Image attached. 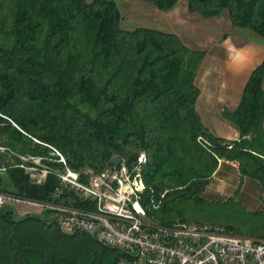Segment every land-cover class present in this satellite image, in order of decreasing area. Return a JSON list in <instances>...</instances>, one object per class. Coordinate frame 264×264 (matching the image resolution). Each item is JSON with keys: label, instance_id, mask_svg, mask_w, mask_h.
<instances>
[{"label": "trees", "instance_id": "trees-1", "mask_svg": "<svg viewBox=\"0 0 264 264\" xmlns=\"http://www.w3.org/2000/svg\"><path fill=\"white\" fill-rule=\"evenodd\" d=\"M137 1L168 11L179 0ZM184 1L189 14L202 18L225 11L232 28L264 43V0ZM119 21L111 0H0V192L48 198L54 176L35 186L14 167L16 156L30 155L59 169L44 145L74 171L98 172L113 155L131 166L143 151L144 198L165 192L159 207L146 213L163 225L187 221L189 206L206 202L202 194L218 160L235 161L240 176L264 188V58L227 115L238 140L226 141L214 137L195 110L194 79L204 52L172 33L121 30ZM63 239L88 241V252L100 246L106 263L119 257L88 235L65 236L52 221L0 209V264H75L59 248Z\"/></svg>", "mask_w": 264, "mask_h": 264}, {"label": "built area", "instance_id": "built-area-1", "mask_svg": "<svg viewBox=\"0 0 264 264\" xmlns=\"http://www.w3.org/2000/svg\"><path fill=\"white\" fill-rule=\"evenodd\" d=\"M44 146L57 158L54 162L61 165L59 169L49 168L40 157L30 155L16 156L14 167L35 186L54 176L48 198L36 200L0 192V209L10 207L16 218L36 216L52 221L65 236L88 235L118 253L115 264H264V239L240 237L220 225L190 221L163 225L148 217L146 207L157 209L165 192L154 199L150 191L144 198L143 151L137 153L131 166L119 157L117 166L108 161L98 172L91 168L74 171L67 168L56 149ZM4 173L5 167H1L0 174Z\"/></svg>", "mask_w": 264, "mask_h": 264}, {"label": "crops", "instance_id": "crops-1", "mask_svg": "<svg viewBox=\"0 0 264 264\" xmlns=\"http://www.w3.org/2000/svg\"><path fill=\"white\" fill-rule=\"evenodd\" d=\"M177 5L178 2L161 17L171 23L169 30L162 32L176 35L189 49L204 52L194 79L199 91L195 110L202 125L214 137L237 141L238 128L227 115L237 108L245 83L253 69L262 62L264 43L248 30L232 28L225 11L213 18H202L189 14L185 1V11L182 4ZM261 86L264 91V77ZM262 131L264 133V112ZM232 164L238 165L235 161L218 160L203 198L211 200L224 194L235 196L244 190L248 196L263 192L257 181L240 176L238 166ZM231 176H240L243 183L238 186L237 181L229 182Z\"/></svg>", "mask_w": 264, "mask_h": 264}, {"label": "rangeland", "instance_id": "rangeland-1", "mask_svg": "<svg viewBox=\"0 0 264 264\" xmlns=\"http://www.w3.org/2000/svg\"><path fill=\"white\" fill-rule=\"evenodd\" d=\"M85 1L90 2L91 0ZM111 1L115 3L118 9L120 15L119 28L121 30H132L137 27L158 31L169 30L170 21L161 18L167 12L159 11L151 5L137 0ZM181 4L183 11H185L184 0H179L177 7ZM0 149H3L2 146ZM233 178L231 176L229 182L237 181L238 186L243 183L240 176H238L239 179ZM205 200L206 202L189 206L187 221L220 225L240 237L264 238V188L263 192L250 196L244 190L235 196L224 194L215 196L211 200ZM86 242L88 243V241ZM86 242L78 239H63L59 243V248L66 250L65 254L74 259L75 264H112V262L106 263L107 260L101 261L99 259L102 250L100 246H94L88 252ZM108 254L112 257V254L109 252Z\"/></svg>", "mask_w": 264, "mask_h": 264}, {"label": "water", "instance_id": "water-1", "mask_svg": "<svg viewBox=\"0 0 264 264\" xmlns=\"http://www.w3.org/2000/svg\"><path fill=\"white\" fill-rule=\"evenodd\" d=\"M109 163L113 166H117L118 163H119V157L117 155H114L112 156L110 159H109Z\"/></svg>", "mask_w": 264, "mask_h": 264}]
</instances>
